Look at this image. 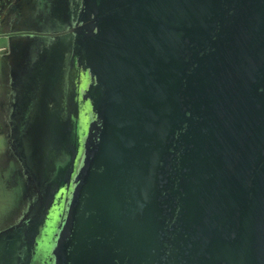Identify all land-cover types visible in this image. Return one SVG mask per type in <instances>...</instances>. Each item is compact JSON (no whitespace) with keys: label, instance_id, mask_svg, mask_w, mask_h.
<instances>
[{"label":"water","instance_id":"water-1","mask_svg":"<svg viewBox=\"0 0 264 264\" xmlns=\"http://www.w3.org/2000/svg\"><path fill=\"white\" fill-rule=\"evenodd\" d=\"M136 1L104 0L112 8L104 37L137 55L130 81L123 72L118 77L117 117L123 104L133 111L147 102L156 86L158 108L165 117L176 110L185 124L176 160L166 173L158 142L136 152L133 111L115 150L123 156L118 165L104 166L114 152L84 155L54 247L65 239L72 264H201L205 248L213 264H264V0H168L167 8L166 0H139L149 11L131 17ZM177 24L198 33L188 53H175ZM186 58L181 83L175 66Z\"/></svg>","mask_w":264,"mask_h":264},{"label":"flooded vegetation","instance_id":"flooded-vegetation-1","mask_svg":"<svg viewBox=\"0 0 264 264\" xmlns=\"http://www.w3.org/2000/svg\"><path fill=\"white\" fill-rule=\"evenodd\" d=\"M65 2L68 4L70 18L66 24H59V31L56 33L58 40L71 38L64 71L60 78L62 84L59 82L61 84L59 88L62 94V105L66 100L62 111V117L65 121L64 129L66 128L65 142L61 141L63 150L60 152L56 177L50 185L43 209L28 221H19L18 225H14L19 226L20 229V248L17 252L18 264H54L56 258V262L59 264H72L68 252L64 250L67 245L65 239L62 247L59 244L54 247V235L61 225V220L66 216L68 205L72 201L71 182L78 175L84 155L90 151L94 157L102 159L114 152L118 157L111 159V162L105 163L104 166L112 167L113 163L118 165V161H121L123 156L121 153L117 154L115 150L120 139L122 140L121 129L124 127V122L134 120L133 111L138 113H135L138 124H132L135 127L136 152L139 154L141 149L150 146V143L158 142L159 153L163 159L160 166L166 173L170 170L172 159L174 160L177 156L174 147L185 128L182 114L173 110L165 117L162 109L158 108L159 91L153 85L147 90V102L139 105L138 109L133 107V111L128 110L123 104L125 113L121 118L117 117L119 105H122L117 97L118 77L123 72L126 81H130L132 72L137 68V55L126 51L117 39L109 41L104 37L102 27L106 24L105 16L112 11L110 10L111 7L106 9L104 0H65ZM143 2L137 0L130 6L133 11L131 17H134L139 10L142 15H144L145 10L149 11ZM122 6L115 7L116 17L121 16ZM45 19L44 15L40 21L43 22ZM131 25L140 26L134 21ZM165 25L170 26L169 23H165ZM214 26L211 25L212 32L216 31ZM177 27L176 45H179L180 49L175 53H188L187 50L185 51L187 42L189 40L194 42L195 39H192L191 36L194 34L197 36L198 33L188 34V27L183 24H177ZM223 29L224 32L226 29L230 30L229 27ZM150 41L149 38L147 43ZM191 49V53H201L200 50L198 51V46L197 48L191 46ZM97 59H99L100 65L97 64ZM187 64V58L182 63L176 64L174 75L176 81L180 79L181 83L184 82L182 78L187 73L185 72ZM133 105L134 101H132ZM117 118L120 121L117 122ZM185 158L186 155L181 163V177L187 176V159ZM116 167L119 172L123 171L121 166ZM160 170L158 168L159 172ZM181 182L184 185L187 184L185 178H182ZM77 195L80 198L79 193H76V198ZM82 205L81 202L79 206ZM70 225L71 216L66 222V228ZM163 229V234L166 235L164 226ZM53 247L56 255H53ZM209 247L213 250L212 245ZM201 255V264H213L209 262L206 248Z\"/></svg>","mask_w":264,"mask_h":264},{"label":"rangeland","instance_id":"rangeland-1","mask_svg":"<svg viewBox=\"0 0 264 264\" xmlns=\"http://www.w3.org/2000/svg\"><path fill=\"white\" fill-rule=\"evenodd\" d=\"M53 1L41 26L44 36L36 39L35 53H28L22 76L14 74L7 99L8 71L0 76V264H18L20 229L14 225L43 209L65 142L66 100L62 105L59 86L71 38L50 43L49 36L56 39L59 24L70 17L65 0ZM170 4L166 0L164 8Z\"/></svg>","mask_w":264,"mask_h":264},{"label":"crops","instance_id":"crops-1","mask_svg":"<svg viewBox=\"0 0 264 264\" xmlns=\"http://www.w3.org/2000/svg\"><path fill=\"white\" fill-rule=\"evenodd\" d=\"M7 1L3 10L0 11V65L4 68V70L1 69L4 72L0 71V76L6 73L7 70L10 85L14 74H22L21 69L25 64L28 53H35L37 49L36 39L44 36L41 31L43 22L40 19L44 15L46 18L48 17L54 1ZM34 27L38 29L36 30ZM49 37L50 43L58 39H55L53 35Z\"/></svg>","mask_w":264,"mask_h":264},{"label":"trees","instance_id":"trees-1","mask_svg":"<svg viewBox=\"0 0 264 264\" xmlns=\"http://www.w3.org/2000/svg\"><path fill=\"white\" fill-rule=\"evenodd\" d=\"M9 92H11V87H10V85L8 83V84L5 85V91H4V95H5L6 99L9 98ZM1 121H3V120L0 119V128L3 126L2 125L3 123ZM6 134H7V132H6Z\"/></svg>","mask_w":264,"mask_h":264}]
</instances>
